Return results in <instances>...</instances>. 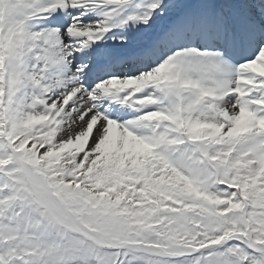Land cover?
Returning <instances> with one entry per match:
<instances>
[{"label": "snow or ice", "instance_id": "obj_1", "mask_svg": "<svg viewBox=\"0 0 264 264\" xmlns=\"http://www.w3.org/2000/svg\"><path fill=\"white\" fill-rule=\"evenodd\" d=\"M0 264H264V0H0Z\"/></svg>", "mask_w": 264, "mask_h": 264}]
</instances>
